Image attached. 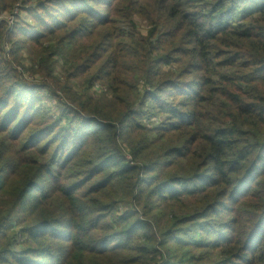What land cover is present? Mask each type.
I'll use <instances>...</instances> for the list:
<instances>
[{
	"label": "trees",
	"instance_id": "1",
	"mask_svg": "<svg viewBox=\"0 0 264 264\" xmlns=\"http://www.w3.org/2000/svg\"><path fill=\"white\" fill-rule=\"evenodd\" d=\"M17 4L0 264H264V0Z\"/></svg>",
	"mask_w": 264,
	"mask_h": 264
},
{
	"label": "built area",
	"instance_id": "2",
	"mask_svg": "<svg viewBox=\"0 0 264 264\" xmlns=\"http://www.w3.org/2000/svg\"><path fill=\"white\" fill-rule=\"evenodd\" d=\"M20 4H17L12 12H8L5 11L1 8L0 6V23L3 22V20H5L9 25H13L16 21H17V17L20 15L23 16V12H20V8H19ZM26 20V22L31 23L32 20L30 17H26L24 18ZM9 47V46H7ZM95 89L99 92H103L105 90V88H103L101 85L96 84L95 85Z\"/></svg>",
	"mask_w": 264,
	"mask_h": 264
},
{
	"label": "rangeland",
	"instance_id": "3",
	"mask_svg": "<svg viewBox=\"0 0 264 264\" xmlns=\"http://www.w3.org/2000/svg\"><path fill=\"white\" fill-rule=\"evenodd\" d=\"M92 3H94L96 6H98V7H101L102 5V3H100V2H92ZM103 7V6H102ZM104 9V8H103ZM23 16H25V17H27V13H23ZM139 22V27H140V29L142 30V32H146L147 31V29H148V26H147V23L145 22V21H138ZM25 53H27L26 52V50H25ZM28 73V72H27ZM48 102V101H47ZM48 108H54V110H55V113H57V111H56V109H55V105L53 104V103H48ZM53 110V111H54ZM155 121H157V119L156 118H154L153 120H152V122L153 123H155ZM150 124H152V123H150Z\"/></svg>",
	"mask_w": 264,
	"mask_h": 264
}]
</instances>
